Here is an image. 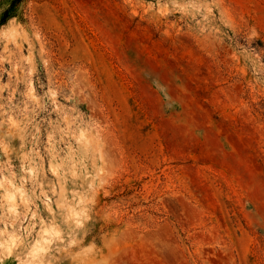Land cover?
Returning <instances> with one entry per match:
<instances>
[{
    "label": "rangeland",
    "instance_id": "obj_1",
    "mask_svg": "<svg viewBox=\"0 0 264 264\" xmlns=\"http://www.w3.org/2000/svg\"><path fill=\"white\" fill-rule=\"evenodd\" d=\"M12 1L0 264H264V0Z\"/></svg>",
    "mask_w": 264,
    "mask_h": 264
},
{
    "label": "trees",
    "instance_id": "obj_2",
    "mask_svg": "<svg viewBox=\"0 0 264 264\" xmlns=\"http://www.w3.org/2000/svg\"><path fill=\"white\" fill-rule=\"evenodd\" d=\"M23 1H25V0H13V1H12V4L15 5V4H17V3H21V2H23ZM10 18H11V17H10V15H9V12L7 11V12L5 13V19H4V22H7Z\"/></svg>",
    "mask_w": 264,
    "mask_h": 264
}]
</instances>
